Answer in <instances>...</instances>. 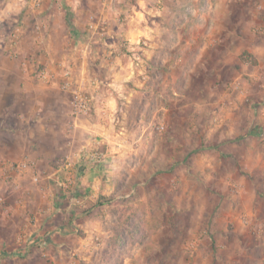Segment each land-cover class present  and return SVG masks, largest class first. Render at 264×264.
I'll use <instances>...</instances> for the list:
<instances>
[{
    "label": "rangeland",
    "instance_id": "1",
    "mask_svg": "<svg viewBox=\"0 0 264 264\" xmlns=\"http://www.w3.org/2000/svg\"><path fill=\"white\" fill-rule=\"evenodd\" d=\"M193 1L177 23L186 27L200 20L194 21L200 43L185 53L183 65L175 66L190 78L171 82L176 70L167 69L164 96L150 101L153 117L144 120L142 130L147 137L152 131L154 144L132 145L126 151L131 160L114 179L102 168V184L115 192L96 196L84 208L61 211L73 191L50 186L45 174L47 165L67 161L63 144L70 135L73 95L61 89V82L64 71H70L73 86L82 51L60 32L82 25V43L103 40L109 22L99 10L109 4L81 1L71 11L73 4L66 0H0V221L19 222L23 230L58 211L65 221L82 212V218L106 217L104 227L110 230L122 220L135 240L127 245L123 264H264V0ZM160 7L165 8L162 0ZM64 45L66 50L60 49ZM243 52L250 60L241 59ZM42 71L60 77L49 89L52 97H47ZM99 151L91 146L90 153ZM44 152L51 161L40 166L37 155ZM26 160L33 161L38 183L31 172L5 179L7 165ZM76 196L84 195L76 191ZM33 202L39 205L35 211ZM56 202L58 211L53 210ZM72 225L76 236H85ZM10 226L0 229L1 235H15L17 228ZM96 237L80 256L88 264H106L103 255L113 247V235L106 241ZM20 238L14 253H45L43 240ZM97 241L101 245L95 249ZM77 254L70 255L71 263L83 264Z\"/></svg>",
    "mask_w": 264,
    "mask_h": 264
},
{
    "label": "crops",
    "instance_id": "2",
    "mask_svg": "<svg viewBox=\"0 0 264 264\" xmlns=\"http://www.w3.org/2000/svg\"><path fill=\"white\" fill-rule=\"evenodd\" d=\"M66 1L72 2L71 11H74L77 9L76 2L95 0ZM104 1L108 2L109 7L99 11L104 18L108 19L109 26L106 28L103 40L82 43L79 40L83 34L82 25L75 27L70 24L68 31L60 32L64 38L67 37L66 35L73 38L76 42L73 43L74 48H80L82 51L81 61L78 59L81 63V72L72 77V81L75 78L72 87L84 91L92 101L89 116H75L70 111L72 115L70 135H65L63 145L64 157L70 163L72 176H68L63 166L47 165L45 179L52 181L47 180L51 182L50 186H63L73 191L70 199L64 198L69 201V204L62 206L61 211H69L70 207L76 208L77 205L84 208L86 205L89 206L88 203L96 196L115 192L112 186L105 182L102 184L101 179L105 177L102 168H107L105 170L107 176L114 179L125 160H131V156L126 154V151L128 153L132 150L130 148L132 145L139 147L144 141L149 143L148 145L154 144L151 137L152 131H150V137H147L142 130L146 125L143 123L144 120H148L149 115L150 117L152 115L153 107L150 101L153 96H164V90L168 87L166 85L168 83L167 69L172 72L176 70L171 74L173 76L171 82H181L184 77L190 78L184 70L176 69L175 66L183 65L185 53L196 50V44L198 41L200 43L198 40L200 28L197 23L194 24L197 19L191 20L192 24L189 23L186 27L177 23L179 18L182 19L183 9L186 11L189 3L193 6V0H162L165 5L162 11L155 8L153 0ZM80 15L74 16L80 17ZM212 31L216 32L215 29ZM48 37H52V34ZM60 49L66 50V46ZM91 75L100 78L97 79ZM59 79L53 76V80L47 82L49 83L47 97H52L53 92L49 89L56 88L58 82H61ZM162 85L165 89H162ZM167 90L174 91L173 88ZM130 121L132 122L128 124ZM132 123L134 126H129ZM73 131L75 134L71 135ZM138 131L141 133L140 136ZM91 146H99L101 150L99 152L103 154L100 162L91 157ZM247 150L251 151L248 147ZM48 157V153L44 152L43 155H37V160L39 163L49 162L51 160ZM64 179L67 180L65 184ZM76 191L84 196L77 197ZM55 206L53 210H60L57 208L60 206L58 202ZM101 207L99 209L104 210ZM32 208L34 211L38 209V203L33 202ZM61 211L56 212L52 218L42 217L40 222L28 224L23 230L19 222L10 224L11 220H1L0 229L8 228L10 225L17 229L15 235L9 232L4 236L0 233V264H77L71 263L73 258L70 256L77 252L78 257L84 261L83 264H88L85 256L81 257L80 254L89 252L90 247L88 246L87 249L86 246L90 242L89 239L97 236L96 238L106 241L113 235L108 226L104 227L109 224L108 221L106 222V217L104 219H88V216L82 218L84 213L81 212L76 220L65 221L63 217H58L59 213L62 216ZM72 224L83 230L85 236H76L72 232ZM17 238L21 240L31 238L30 241L38 243L43 240L42 245L46 251L41 252V255L37 253L38 250L16 254L14 251ZM67 243H71V246L65 247ZM103 246L104 244L102 248ZM63 247L65 248L62 249Z\"/></svg>",
    "mask_w": 264,
    "mask_h": 264
},
{
    "label": "built area",
    "instance_id": "3",
    "mask_svg": "<svg viewBox=\"0 0 264 264\" xmlns=\"http://www.w3.org/2000/svg\"><path fill=\"white\" fill-rule=\"evenodd\" d=\"M155 4L157 5V9L160 10L161 7V0H153ZM39 76L42 78V80L49 82L53 80V76L49 75L46 71H42L39 73ZM71 72L70 71H64L63 73V80L61 82V89L67 92H71L73 95L72 103H71V111L73 115L78 116H89L91 110H92V101L91 98L89 97L88 94H86L84 91L81 89L78 90H73L71 86ZM91 157H93L97 162H100L103 158V154L101 152H96V153H90ZM34 165L33 161L26 160L22 162H17L14 164H9L4 168L5 171V179L11 178V173H16L14 175H19L22 174L23 172H31L32 174L34 171L32 170V166ZM65 170H68V174H71V169H70V163L66 161L63 165ZM31 174V175H32ZM33 182L38 183V176H32ZM70 182V180H68ZM31 243H34V241H30ZM101 243L99 241L96 242L95 244V249H98Z\"/></svg>",
    "mask_w": 264,
    "mask_h": 264
},
{
    "label": "trees",
    "instance_id": "4",
    "mask_svg": "<svg viewBox=\"0 0 264 264\" xmlns=\"http://www.w3.org/2000/svg\"><path fill=\"white\" fill-rule=\"evenodd\" d=\"M240 57L245 61L246 57L250 60L251 55L243 52ZM110 230L113 232V238L111 239L113 247L108 250L109 254L106 252V255H103L105 262L106 264H109V262L113 264L115 261L116 264H123V261L128 256V249L126 247L129 243L133 244L135 240L131 239L129 231L126 230L125 222L122 220L113 223V225L110 226Z\"/></svg>",
    "mask_w": 264,
    "mask_h": 264
}]
</instances>
